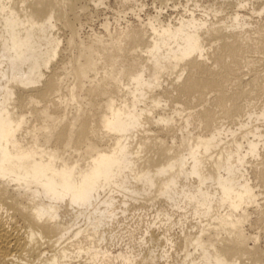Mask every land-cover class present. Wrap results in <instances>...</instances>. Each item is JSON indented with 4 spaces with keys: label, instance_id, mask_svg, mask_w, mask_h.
Instances as JSON below:
<instances>
[{
    "label": "bare ground",
    "instance_id": "bare-ground-1",
    "mask_svg": "<svg viewBox=\"0 0 264 264\" xmlns=\"http://www.w3.org/2000/svg\"><path fill=\"white\" fill-rule=\"evenodd\" d=\"M197 1L82 36L81 0H0V264H264V21Z\"/></svg>",
    "mask_w": 264,
    "mask_h": 264
},
{
    "label": "rangeland",
    "instance_id": "rangeland-1",
    "mask_svg": "<svg viewBox=\"0 0 264 264\" xmlns=\"http://www.w3.org/2000/svg\"><path fill=\"white\" fill-rule=\"evenodd\" d=\"M120 0H103V3L101 4H95L93 1L90 0H81V2L86 6V10L81 12V20L82 24L80 29V34L82 36H86L88 34L96 33L98 35H103L106 33V27L104 26V22L107 24V30L112 31L121 28L129 23L137 24L140 19H145L148 14H155L156 11L161 10L160 15L162 18L167 19L165 16L168 15L169 18H175L181 11L184 12L183 6L180 5L176 1L174 4L176 6H172L173 2L169 0L167 7L162 6L160 7V3L158 4L157 0H130L127 1L126 5L124 2L121 4ZM157 1V2H156ZM129 2V3H128ZM172 2V3H171ZM138 3V4H137ZM142 3V7L139 6V4ZM198 4H201V6L195 7L196 13H201L202 6H206L210 3V0H198ZM246 7L241 13H243L245 16H247V19L250 20L249 25H253L251 21H264V12H251V8L254 6L253 1L246 0ZM169 5V6H168ZM132 6V7H131ZM164 7V8H163ZM249 7V8H248ZM132 8V9H131ZM159 8V9H157ZM206 8V7H205ZM170 13V14H169ZM170 15V16H169ZM175 15V16H174ZM252 15V16H251ZM139 16V17H138ZM172 16V17H171ZM138 20V21H137ZM247 25V26H249ZM60 32V31H59ZM261 105V103L259 104ZM254 124H258L259 130H262V133L264 134V118H259L258 120H253ZM151 208V209H150ZM142 209V210H141ZM139 210L126 212L127 216L122 219V223H119V225L115 229H119L123 232L124 237L123 240H120L118 243H121V245L128 241L127 239V231L126 229H135L134 235L138 236L139 232L144 229L145 225L152 220L153 218V207L148 206L147 208H141ZM246 227H248V222L245 224ZM245 228L247 231H252L253 227L250 226L248 228ZM249 229V230H248ZM172 231L176 232L179 230L178 225L172 226ZM254 230V229H253ZM123 241V242H121ZM119 245V244H118ZM113 248L117 247L116 244L112 246Z\"/></svg>",
    "mask_w": 264,
    "mask_h": 264
}]
</instances>
